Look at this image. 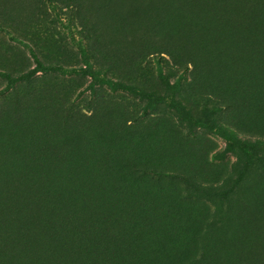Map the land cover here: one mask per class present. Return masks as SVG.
<instances>
[{
	"label": "rangeland",
	"instance_id": "374dc122",
	"mask_svg": "<svg viewBox=\"0 0 264 264\" xmlns=\"http://www.w3.org/2000/svg\"><path fill=\"white\" fill-rule=\"evenodd\" d=\"M0 264H264V0H0Z\"/></svg>",
	"mask_w": 264,
	"mask_h": 264
},
{
	"label": "trees",
	"instance_id": "16d2710c",
	"mask_svg": "<svg viewBox=\"0 0 264 264\" xmlns=\"http://www.w3.org/2000/svg\"><path fill=\"white\" fill-rule=\"evenodd\" d=\"M166 84H167V82H166ZM197 125H199V126H201L203 128H208V129L215 130L219 135H221L223 138H225L228 142H230L232 140L231 136H229L227 132L223 131L216 124L207 123L205 121H202V122L198 121Z\"/></svg>",
	"mask_w": 264,
	"mask_h": 264
}]
</instances>
